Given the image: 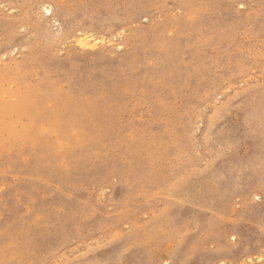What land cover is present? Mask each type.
<instances>
[{
    "label": "rangeland",
    "instance_id": "1",
    "mask_svg": "<svg viewBox=\"0 0 264 264\" xmlns=\"http://www.w3.org/2000/svg\"><path fill=\"white\" fill-rule=\"evenodd\" d=\"M0 264H264V0H0Z\"/></svg>",
    "mask_w": 264,
    "mask_h": 264
},
{
    "label": "bare ground",
    "instance_id": "2",
    "mask_svg": "<svg viewBox=\"0 0 264 264\" xmlns=\"http://www.w3.org/2000/svg\"><path fill=\"white\" fill-rule=\"evenodd\" d=\"M43 6H44V5H43ZM37 10H38V9H37ZM43 10H44V12H45L46 14H48V15L51 14V7L49 8V6H48V7L46 6V7L43 8ZM39 11H40V10H39ZM44 12H43V13H44ZM40 13H41V12H40ZM48 15H47V16H48ZM52 22H53V21H52ZM103 26H104V24H102L100 27L104 28ZM105 26H106V25H105ZM87 37H88V36H87ZM80 38H82V37H80ZM83 40H84V39L79 40V42L77 43V44L80 46V48H83V47L86 46V44H87V43H85ZM87 41H88V40H87ZM64 42H65V41H64ZM88 43H91V42L88 41Z\"/></svg>",
    "mask_w": 264,
    "mask_h": 264
}]
</instances>
